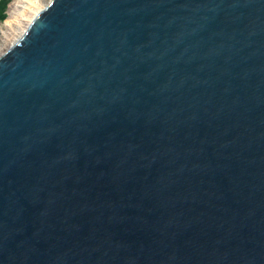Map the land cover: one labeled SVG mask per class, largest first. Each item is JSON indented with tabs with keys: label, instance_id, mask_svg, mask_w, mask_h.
Listing matches in <instances>:
<instances>
[{
	"label": "water",
	"instance_id": "95a60500",
	"mask_svg": "<svg viewBox=\"0 0 264 264\" xmlns=\"http://www.w3.org/2000/svg\"><path fill=\"white\" fill-rule=\"evenodd\" d=\"M0 264H264V0H51L0 58Z\"/></svg>",
	"mask_w": 264,
	"mask_h": 264
},
{
	"label": "bare ground",
	"instance_id": "6f19581e",
	"mask_svg": "<svg viewBox=\"0 0 264 264\" xmlns=\"http://www.w3.org/2000/svg\"><path fill=\"white\" fill-rule=\"evenodd\" d=\"M51 0H13L0 37V58L25 36Z\"/></svg>",
	"mask_w": 264,
	"mask_h": 264
},
{
	"label": "trees",
	"instance_id": "16d2710c",
	"mask_svg": "<svg viewBox=\"0 0 264 264\" xmlns=\"http://www.w3.org/2000/svg\"><path fill=\"white\" fill-rule=\"evenodd\" d=\"M12 0H2L0 2V22L5 18V10L11 4Z\"/></svg>",
	"mask_w": 264,
	"mask_h": 264
},
{
	"label": "rangeland",
	"instance_id": "374dc122",
	"mask_svg": "<svg viewBox=\"0 0 264 264\" xmlns=\"http://www.w3.org/2000/svg\"><path fill=\"white\" fill-rule=\"evenodd\" d=\"M2 0H0V2H1ZM12 2H13V0H12ZM12 2H11V4H12ZM10 4V5H11ZM48 4H49V2H48ZM10 5L9 6H7V8H6V10H5V18L0 22V37H1V31H2V29H3V27H4V23H5V21L8 19V11H9V8H10Z\"/></svg>",
	"mask_w": 264,
	"mask_h": 264
}]
</instances>
